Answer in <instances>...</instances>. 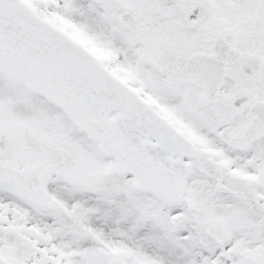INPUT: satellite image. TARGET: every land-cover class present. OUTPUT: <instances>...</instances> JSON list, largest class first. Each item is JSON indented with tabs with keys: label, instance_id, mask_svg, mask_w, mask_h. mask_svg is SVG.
I'll return each mask as SVG.
<instances>
[{
	"label": "snow or ice",
	"instance_id": "snow-or-ice-1",
	"mask_svg": "<svg viewBox=\"0 0 264 264\" xmlns=\"http://www.w3.org/2000/svg\"><path fill=\"white\" fill-rule=\"evenodd\" d=\"M0 264H264V0H0Z\"/></svg>",
	"mask_w": 264,
	"mask_h": 264
}]
</instances>
